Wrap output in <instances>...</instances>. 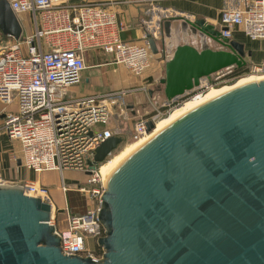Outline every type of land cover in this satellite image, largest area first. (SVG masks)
I'll list each match as a JSON object with an SVG mask.
<instances>
[{
	"label": "water",
	"instance_id": "1",
	"mask_svg": "<svg viewBox=\"0 0 264 264\" xmlns=\"http://www.w3.org/2000/svg\"><path fill=\"white\" fill-rule=\"evenodd\" d=\"M159 26L161 46L149 38L154 54L178 41L159 80L166 101L244 66L250 55L203 18L169 17ZM0 30L15 39L22 31L8 0H0ZM189 33L199 47L185 42ZM153 127L148 121L147 132ZM121 142L105 139L94 163ZM104 187L98 221L105 235L97 240L104 253L95 262L61 252L50 204L0 184V264H264V79L174 120L120 162Z\"/></svg>",
	"mask_w": 264,
	"mask_h": 264
},
{
	"label": "built area",
	"instance_id": "2",
	"mask_svg": "<svg viewBox=\"0 0 264 264\" xmlns=\"http://www.w3.org/2000/svg\"><path fill=\"white\" fill-rule=\"evenodd\" d=\"M143 1L149 4V18L145 21L148 27L153 16L165 19L166 13L160 11L159 5L162 0ZM10 7L15 14L31 15L33 31L0 51V102L6 108L16 104L14 111L4 108L2 130L10 140L17 142L19 160L25 169L37 174L44 171L59 173V188L65 199L61 208L65 226L59 227V208L54 206L48 187L38 180L23 179L13 183L0 175V184H16L26 194L37 191L31 196L51 206L50 224L60 237L61 252L98 262L104 253L97 240L105 235L98 221L105 188L98 171L101 162L90 165L88 159H93L95 150L105 139L112 136L123 138L125 126L118 119L123 113L120 104L131 90L71 98L68 89L80 83L81 74L87 68L85 55L88 51L98 50L109 56L105 65H122L131 75L142 76L152 67L155 55L149 38L162 39L159 26L162 19L159 18L157 29L148 30L140 42H133L121 38L123 26L116 15L99 4L10 0ZM217 25L224 27L220 30L222 37L231 39L233 29L239 28L248 39L264 43V0H226ZM207 41L212 47H218L208 37ZM185 42L200 46L199 37L195 35L188 36ZM176 43L178 41H173L172 47L165 49L164 56L172 53ZM232 68H224L214 75L220 78ZM251 70L264 74V59L254 64ZM198 87L207 86L201 81ZM141 89L148 92L145 86ZM198 94L201 92L195 95ZM177 100L165 101V109H156L149 116L135 119L129 125L128 136L132 139L143 136L148 121L155 124L181 103ZM97 124L102 126L96 127ZM65 170L84 173V181L89 186L75 184L74 191L82 200L89 201L87 211L70 210L65 195L69 191L63 174ZM89 237L95 241L93 249L87 246Z\"/></svg>",
	"mask_w": 264,
	"mask_h": 264
},
{
	"label": "rangeland",
	"instance_id": "3",
	"mask_svg": "<svg viewBox=\"0 0 264 264\" xmlns=\"http://www.w3.org/2000/svg\"><path fill=\"white\" fill-rule=\"evenodd\" d=\"M212 2L215 4V0H212ZM216 13H217L216 9L213 10L214 16H216ZM22 19H23L24 24H26V19L24 16H22ZM246 45L249 48L248 51L251 52V57H245L247 60V66H248V69H246V71H243L240 74L233 76V77L232 76L228 77V76L223 75L220 78H217V75L212 74L208 79L201 80L204 83H206L207 87H203V88L198 87L197 89H194L193 91L187 92L186 94L182 96V97H185L184 99L180 97L177 101L179 103L180 102L182 103L186 99L194 96L196 93H200V92L204 93L210 86H213L212 88L218 89V88L225 87V85H231L233 83H236L239 81L238 79H241L248 75L262 76L261 75L262 73L253 72L251 68L254 64L259 63L261 60L264 59V43L259 41V43H256L255 45L250 46V47L249 45L251 44L246 43ZM97 52L98 51H88L86 53L85 56H86L87 68L81 74L80 83L69 87L68 89L69 97L75 98V97L90 95L94 93H101L104 90H107L113 87L116 89L117 88L118 89L119 88L130 89L131 91L133 90V88H138V87L141 88L143 86L148 88L147 89L148 92L144 91L143 89H139V91H132V92L130 91L128 94H126V96H124V98L121 99L120 105H121V108L123 109V113L118 119H119V123L125 126L124 127L125 132L122 138L123 141L117 146L116 149L112 150V152L105 158L104 161L100 163L98 167V171L100 172L101 164L111 160L122 149L131 145L132 143H135V141H133V139L128 136V133L130 130L129 125H131V123L134 122V120L139 117H146L152 114L153 112H155L156 109H163L162 107H164V102L166 100L164 98L163 91H162L163 86L158 81L159 79H154L153 77H150V76L149 78H144L147 75V72H144L142 76L135 77L131 75L122 65H115L114 67L113 65H105L106 61L109 60V56L104 55L103 53L96 54ZM103 64L105 66H102ZM120 69H124L126 71V74H127L126 76H128L129 79H126V77L124 76L123 77L124 86L117 87L116 79L119 77V74L121 75ZM101 126L102 125L100 124L96 125V127H101ZM88 162L91 165L94 163V160L88 159ZM14 165H16V162L14 163ZM21 170H22V176L27 179L31 177L35 178L41 175V174L34 173L22 167H21ZM63 174L66 180L67 187L69 188V191H68L69 203L71 204L77 203L78 205H83L84 209L87 211L89 201L87 199H83L82 201H80L79 199L80 197L78 193L74 191L75 184H78V185L80 184L82 186H89L84 181L85 179L84 173L65 170ZM42 176L49 177V180L51 181V184H50L51 188L56 189L57 185L59 187L60 177H59L58 172L56 171L46 172V173L43 172ZM3 178L6 179L7 177H3ZM6 180L14 182L10 180L9 178H7ZM45 186L48 187L47 185ZM61 192H62V196L57 195L56 197H50V198L52 202H54L53 204L58 206L57 208H59L58 210L59 227L63 228L65 226V223L63 222V214H62L61 208L64 206V202H63L64 194L62 190ZM86 242H87L88 247L92 249L94 248L95 241L92 238L89 237Z\"/></svg>",
	"mask_w": 264,
	"mask_h": 264
},
{
	"label": "crops",
	"instance_id": "4",
	"mask_svg": "<svg viewBox=\"0 0 264 264\" xmlns=\"http://www.w3.org/2000/svg\"><path fill=\"white\" fill-rule=\"evenodd\" d=\"M9 4H10V0ZM58 2L69 3L72 1H87L95 4H99L104 6L106 9H109L114 12L118 22L123 26V30L121 31V38L126 41L140 42L144 36L150 29L158 28V21H161V16L157 17L153 16L152 22H149V27L145 24V21L149 18L148 8L149 4L143 0H55ZM226 0H215V4L212 0H162L160 5V11H164L166 16L164 18L181 16L188 18L190 20H194L196 18H203L206 21L217 24L219 23V14L220 10L224 7ZM217 11L216 16L213 15V10ZM20 22L22 27V31L20 37L18 39L13 38L7 34H4L0 30V51L9 47L10 45L15 44L17 41H21L25 35L30 34L33 31V24L31 21V15L29 13H19L15 14ZM22 16L26 19V24H24ZM161 18V19H159ZM163 20V19H162ZM189 33V37H190ZM233 40L244 43L245 51L248 52V46L246 43H249L253 46L259 41H252L248 39L239 28H234L232 33ZM175 41V39H173ZM261 42V41H260ZM158 47L161 46V42L157 41ZM217 48V47H214ZM98 51V50H96ZM103 52L98 51L96 54H102ZM164 53H158L153 56V64L152 67L147 71V75L144 78L153 77L154 79H159L164 75V64L165 61L171 56H164ZM104 54V53H103ZM95 55V54H94ZM105 55V54H104ZM246 57H251L247 55ZM246 59V58H245ZM247 61V60H246ZM112 65V64H108ZM102 66H105L104 64ZM115 65H113L114 67ZM121 70V75L116 79L117 87L124 86V76L126 79H129L126 76V71L124 69ZM158 80V81H159ZM121 82V83H120ZM115 85V86H116ZM114 88V87H113ZM110 88L104 90L103 92H111L115 90H119L122 88ZM124 88V87H123ZM141 88H133L132 91H139ZM131 91V92H132ZM151 91V90H150ZM4 108L14 111L16 109V104L12 103L8 105V107H4V105L0 102V175L3 177H7L10 180L16 183L23 179H27L22 176L21 167L24 168L21 163H17L19 159V151L18 144L15 141L10 140L5 132L2 130V117L4 116ZM14 159H16V165H14ZM69 171V170H68ZM71 171V170H70ZM53 172V171H44ZM57 172V171H56ZM41 175L38 177H31L28 180H38L41 184L47 185L49 188V193L51 197H56L57 195L62 196L61 189L56 186V189L51 188V181L49 177H43ZM6 178V179H7ZM66 195V194H65ZM64 199V198H63ZM65 202V199L64 201ZM54 203V202H53ZM55 207H58L54 205Z\"/></svg>",
	"mask_w": 264,
	"mask_h": 264
},
{
	"label": "bare ground",
	"instance_id": "5",
	"mask_svg": "<svg viewBox=\"0 0 264 264\" xmlns=\"http://www.w3.org/2000/svg\"><path fill=\"white\" fill-rule=\"evenodd\" d=\"M179 37V36H178ZM172 54V53H171ZM170 54V55H171ZM169 55V56H170ZM260 75V74H259ZM262 76H254V75H248L241 79H238L236 83H233L231 85H225V87L222 88H212L213 86H210L204 93L192 96L185 101H183L180 105L174 107L168 114L165 116L159 118L151 131L146 132L143 136L133 139L135 143H132L131 145L125 147L122 149L114 158L111 160L101 164L100 166V180L102 182V185H106L107 178L111 176L113 171L119 166L120 162H123L130 154H132L138 147H140L142 144H144L150 137H152L154 134H156L158 131L172 123L174 120L179 118L180 116L184 115L188 111L192 110L193 108L197 107L198 105L234 88L243 84H246L251 81H259L261 79H264V74H261ZM203 82V81H202ZM211 88V89H210ZM137 140V142H136ZM65 179V177H64ZM105 188V187H104ZM36 192H28L29 195H36Z\"/></svg>",
	"mask_w": 264,
	"mask_h": 264
},
{
	"label": "trees",
	"instance_id": "6",
	"mask_svg": "<svg viewBox=\"0 0 264 264\" xmlns=\"http://www.w3.org/2000/svg\"><path fill=\"white\" fill-rule=\"evenodd\" d=\"M246 69H248L247 63L244 66H242V67H238V68L237 67H233L232 70H231V72L228 73V74H225V76H228V77L229 76H232L233 77V76H236V75L240 74L243 71H246ZM180 97H182V96H180ZM180 97H178V99ZM182 98L184 99L185 97H182ZM162 108L165 109V107H162ZM66 197H67L68 206H69V208H70V210L72 212H82V211H84V206L83 205H78L77 203L76 204L69 203L68 191L66 193ZM79 199H80V201H82L81 198H79ZM57 218H59V215H57Z\"/></svg>",
	"mask_w": 264,
	"mask_h": 264
}]
</instances>
